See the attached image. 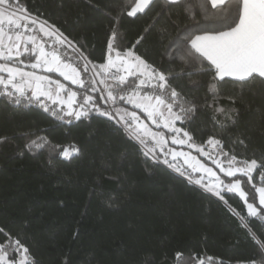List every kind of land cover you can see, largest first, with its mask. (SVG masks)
Instances as JSON below:
<instances>
[{
	"label": "trees",
	"instance_id": "1",
	"mask_svg": "<svg viewBox=\"0 0 264 264\" xmlns=\"http://www.w3.org/2000/svg\"><path fill=\"white\" fill-rule=\"evenodd\" d=\"M20 3L33 17L59 28L97 64L106 60L114 29L123 50L143 37L135 54L173 76L171 85L197 104L188 127L195 139L218 138L224 151L264 163V80L221 82L217 106L235 107L237 113L235 123L214 125L213 109L203 106L212 99L210 77L198 74L196 61L182 60L173 43L178 35L199 34L197 24L218 23L201 7L206 0H180L178 5L155 0L136 17L127 15L135 0ZM0 137H6L0 142V243L6 241L5 233L18 238L33 264H199L200 259L205 264H264V222L248 217L238 193L224 192L225 203L189 183L167 165L143 156L105 117L93 113L67 123L40 107L0 96ZM33 140L43 146L26 147ZM69 145L80 151L64 158L61 152ZM173 147L191 151L221 179H231L195 150ZM254 176L253 182L264 186L259 170ZM246 179L241 187L248 202L259 207V194Z\"/></svg>",
	"mask_w": 264,
	"mask_h": 264
},
{
	"label": "snow or ice",
	"instance_id": "2",
	"mask_svg": "<svg viewBox=\"0 0 264 264\" xmlns=\"http://www.w3.org/2000/svg\"><path fill=\"white\" fill-rule=\"evenodd\" d=\"M154 3L155 0H135L127 15L143 14ZM166 3L178 5L180 0H166ZM201 7L218 23L197 24L199 34L182 38L178 35L173 43L176 50L182 51V60L196 61L198 74L210 77L208 93L212 99H206L203 106L213 109L214 125L223 126L227 121L235 123L237 109L217 106L222 98L219 84L227 83L226 78L239 84L258 78L264 80V0H206ZM142 39L123 50L114 29L108 39L106 60L97 64L55 25L33 18L20 0H0V85L4 89L0 96L17 105L23 98L27 104H35L61 121L66 117L80 120L93 113L105 117L137 144L143 156L167 165L189 183L225 203L224 191L238 193L246 204L248 217L264 222V186L253 182L254 173L259 170V182L264 185V163L224 151L218 138L210 136L203 143L195 139L188 127L198 111L197 104L171 85L173 76L135 54L133 49ZM51 74L58 76L53 78ZM59 77L76 85L77 90L62 83ZM97 83L103 87L97 88ZM228 99L236 103L235 97ZM217 116L223 119L218 120ZM5 139L0 137V142ZM39 139L47 143L45 138ZM33 146L39 148L43 144L33 140L26 145L29 149ZM173 146L194 149L200 156L211 159L220 173L231 179L226 182L191 151ZM79 151L77 146L69 145L61 155L71 158ZM245 177V183L259 194V207L248 202L247 193L241 187ZM241 220L242 226H246L245 218ZM0 233L4 229L0 228ZM5 235L6 241L0 243V264H33L29 249L18 238ZM207 260L213 258L207 257ZM199 264H205L204 260L200 259Z\"/></svg>",
	"mask_w": 264,
	"mask_h": 264
},
{
	"label": "built area",
	"instance_id": "3",
	"mask_svg": "<svg viewBox=\"0 0 264 264\" xmlns=\"http://www.w3.org/2000/svg\"><path fill=\"white\" fill-rule=\"evenodd\" d=\"M2 87H3V86L0 85V89H1ZM96 87H97V88H101V87H103V85H96ZM9 90H11V89H9ZM14 95H15V93H14ZM22 102H26V101H24L23 98H22ZM26 103H27V102H26ZM31 106L38 107V106H36L35 104H32ZM48 113H49V112H48ZM49 114H50V113H49ZM50 115H51V114H50ZM51 116H52V115H51ZM74 120H75V119H72V118H68V117H66L65 120H63V121L69 123V121L72 122V121H74Z\"/></svg>",
	"mask_w": 264,
	"mask_h": 264
},
{
	"label": "crops",
	"instance_id": "4",
	"mask_svg": "<svg viewBox=\"0 0 264 264\" xmlns=\"http://www.w3.org/2000/svg\"><path fill=\"white\" fill-rule=\"evenodd\" d=\"M139 14V13H138ZM33 18H35V17H33ZM115 54L113 53V56H114ZM25 70H29V69H25ZM62 82V81H61ZM138 111V110H137ZM138 114H140V113H138ZM141 115V119L142 120H144V117H143V114H140ZM144 122L145 123H148L149 124V126L150 127H152L154 130H155V127H154V125H151V122L150 121H147V120H144ZM194 150V149H193ZM193 154V153H192ZM194 156H196L198 159H200L199 158V156L198 155H195V154H193ZM202 162V161H201ZM213 171H214V169H213ZM198 175V174H197ZM224 192H227V191H224Z\"/></svg>",
	"mask_w": 264,
	"mask_h": 264
},
{
	"label": "rangeland",
	"instance_id": "5",
	"mask_svg": "<svg viewBox=\"0 0 264 264\" xmlns=\"http://www.w3.org/2000/svg\"><path fill=\"white\" fill-rule=\"evenodd\" d=\"M97 85H100V84L97 83ZM1 89L4 90L3 87H2ZM206 150H207V149H206ZM215 154H216V153H215V150H213V155H215ZM206 158H207V157H206ZM221 159H223V157H221ZM208 167H209V166H208ZM217 175H218V174H217ZM206 180H207V177H206ZM209 193H210V192H209ZM223 193H224V192H223ZM223 193H222V194H223ZM211 194H212V193H211ZM213 195H214V194H213Z\"/></svg>",
	"mask_w": 264,
	"mask_h": 264
}]
</instances>
